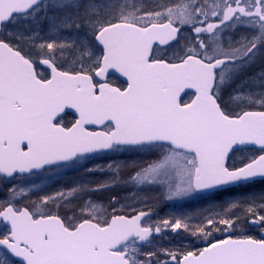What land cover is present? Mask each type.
<instances>
[{"label":"snow or ice","instance_id":"1","mask_svg":"<svg viewBox=\"0 0 264 264\" xmlns=\"http://www.w3.org/2000/svg\"><path fill=\"white\" fill-rule=\"evenodd\" d=\"M0 29V178L28 184L0 201V264H264V0H0ZM122 152L158 157L87 166ZM187 200L207 207L156 210ZM169 231L187 244L145 251Z\"/></svg>","mask_w":264,"mask_h":264},{"label":"rangeland","instance_id":"2","mask_svg":"<svg viewBox=\"0 0 264 264\" xmlns=\"http://www.w3.org/2000/svg\"><path fill=\"white\" fill-rule=\"evenodd\" d=\"M147 2L149 4H151L153 2V0H147ZM156 2H160V0H156ZM164 3H167L168 0H163ZM7 31L8 30H3L1 31L2 35H3V38H7ZM165 51H168L170 53V50L168 49H161L160 48V53L159 54H163ZM258 67H260V63L258 62L257 65ZM225 100H227V97L224 98ZM230 108L234 107V105H230L229 106ZM248 150H243L241 152H237L234 156H240V155H244V154H247ZM129 153L131 152H123V154L121 155L122 157H125L127 155H129ZM145 154V160L142 159L140 162L138 163H145V162H151L152 160L156 159L158 157V153L157 152H146V153H143ZM111 158V157H110ZM116 160H121V159H116ZM106 162H109L108 160L107 161H104V163ZM102 164V165H103ZM127 171L128 170H124L125 172V178L127 177ZM100 174L97 173L95 174V177L94 178H98ZM34 179V182L37 183V178H33ZM37 179V180H36ZM41 179H44V178H41ZM48 179V178H47ZM53 179V178H52ZM12 185H22V186H25L27 187L28 184L27 182H22V183H18V182H15L14 184ZM7 186H6V183H2L0 182V201H3L5 199H7ZM120 187H114V188H111L109 190H106V191H103L101 196H100V193L101 192H97V193H94L93 194V199H95L97 202H100L103 204V206L105 208H107V210L109 212L112 211V208L110 207V199L113 195L117 196V197H121L125 194V189H122V190H119ZM38 190V189H37ZM37 190H34L33 193H35ZM119 191V192H118ZM154 194V193H153ZM38 199L37 197L35 196H32L30 195L26 200H20L17 202V207H23L25 205V203H29L31 200H36ZM80 203V200L79 199H76V200H73L70 204L68 205H61L59 207V214L65 218L67 217H70L72 216L73 212H76L77 214H79V209L77 207V205ZM129 203L128 201L126 202H122L120 204H116L115 207L117 208V210H120V211H127L128 209L127 208H122V205H125ZM173 204V208L172 209H169V206ZM137 208L141 207V205H136ZM203 207H207V204L203 201H200V202H197L195 200H187V201H183V202H162L158 205H156V210L158 212V214L160 216H164L165 213H168V212H179V211H185V212H191L193 210H196V209H200V208H203ZM56 209L53 208V211H55ZM153 219H155V217H153ZM194 223L197 222V221H193ZM248 231L249 234L251 235H258L259 233V230L256 229V228H251V229H246ZM164 237H166V243L164 244ZM184 244H187V240L184 239L183 237V234L181 236H175L173 235L170 231L167 232L165 235H163L162 237H156L150 246L146 247L145 248V251H152V250H158L160 248H175L177 246H182ZM161 260L164 259L163 255H161Z\"/></svg>","mask_w":264,"mask_h":264},{"label":"flooded vegetation","instance_id":"3","mask_svg":"<svg viewBox=\"0 0 264 264\" xmlns=\"http://www.w3.org/2000/svg\"><path fill=\"white\" fill-rule=\"evenodd\" d=\"M1 31H0V33H1ZM161 49H165V48H161ZM258 68L259 67L255 65L253 68V71L257 70ZM37 70L43 71V66H39ZM45 75H47L46 72H45ZM108 79H109V81L114 82L115 84H121L122 83L120 80H118L114 76H108ZM190 94L191 93H189V95ZM225 97H227V95H225ZM183 99L188 100L189 96L184 95ZM74 120H75V117L73 115H71L70 113L65 112V114H63V122L65 124H70L71 122H74ZM245 150H248V149H245ZM122 154H123V152L119 153V154H113V153L103 154L101 156L96 157L93 161L88 162L87 166H91L92 164H101L102 165L104 161H107V160L111 161L113 159H121V160L127 159V160H134L136 162H140L142 159H144V160L146 159L145 154H143L142 152H131V153H129V155H127L125 157H122L121 156ZM99 177H100V175L98 176V178ZM36 178L38 179V180L37 179L36 180H37V184L40 185V189H43V191H40L38 189L35 193L31 194L32 196H35L37 198H39V196L44 194V193H52L55 190L60 189V188L71 187L75 181L85 179L84 177L81 176V174L79 172L72 171V170H68L66 172V174L62 177H54L53 179H47V177L43 176V174H42L40 177H36ZM41 178H44V179H41ZM0 182L6 183L7 187H11L12 184H14L15 182H18V183L24 182V179L23 178H0ZM119 190H122V188H120ZM101 194H102V192L100 193V196H101ZM121 201L126 202L124 199H121ZM172 205L173 204H171L169 206V209L173 208ZM256 229H258V228H256ZM259 234H260V232L258 233L257 237H259ZM162 236H160V237H162ZM165 243H166V237H164V244Z\"/></svg>","mask_w":264,"mask_h":264},{"label":"water","instance_id":"4","mask_svg":"<svg viewBox=\"0 0 264 264\" xmlns=\"http://www.w3.org/2000/svg\"><path fill=\"white\" fill-rule=\"evenodd\" d=\"M0 31H1V29H0ZM161 48H164V47H161ZM109 76H114V77H116L118 80H120L121 82H123V78L122 77H119V74L118 73H115V72H112ZM97 79H99V78H97ZM189 93H191V90H187ZM66 112H68V113H70L71 115H73L74 117H75V113H74V111L73 110H71V109H68V110H66ZM76 118V117H75ZM90 128L91 127H93V126H89ZM250 148L251 147H254V146H249ZM259 236H260V234H259Z\"/></svg>","mask_w":264,"mask_h":264}]
</instances>
